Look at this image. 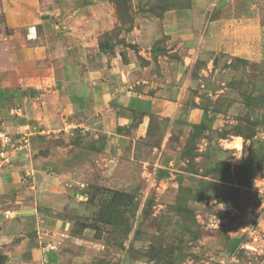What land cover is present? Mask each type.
Masks as SVG:
<instances>
[{
  "label": "rangeland",
  "instance_id": "374dc122",
  "mask_svg": "<svg viewBox=\"0 0 264 264\" xmlns=\"http://www.w3.org/2000/svg\"><path fill=\"white\" fill-rule=\"evenodd\" d=\"M217 2L209 19L226 11L258 24L256 59L199 56L186 102L201 109L199 123H187L184 113L155 121L124 155L87 145L97 154L88 158L92 170L69 207L68 237L52 264H264V0H204ZM39 3L58 29L77 37L78 27L101 48L124 50L138 24L172 9L186 18L191 0ZM255 222L256 239L248 238Z\"/></svg>",
  "mask_w": 264,
  "mask_h": 264
},
{
  "label": "crops",
  "instance_id": "0c3cea01",
  "mask_svg": "<svg viewBox=\"0 0 264 264\" xmlns=\"http://www.w3.org/2000/svg\"><path fill=\"white\" fill-rule=\"evenodd\" d=\"M190 4L186 18L172 9L138 24L133 47L120 50L86 40L78 27L77 37L58 29L39 0H0V131L13 141L29 135L28 151L0 160L1 264L57 258L69 207L82 197L88 158L97 154L87 145L124 155L155 121L184 113L187 123H199L201 109L186 104L199 56L256 59L255 21L226 17L221 5L223 14L209 19L218 2ZM178 48L184 53L176 57Z\"/></svg>",
  "mask_w": 264,
  "mask_h": 264
},
{
  "label": "built area",
  "instance_id": "2783aa9c",
  "mask_svg": "<svg viewBox=\"0 0 264 264\" xmlns=\"http://www.w3.org/2000/svg\"><path fill=\"white\" fill-rule=\"evenodd\" d=\"M29 148V135L22 134L18 139L12 140L9 135L0 131V160L3 163L9 162L13 157H15L19 152L28 151ZM80 187V186H79ZM83 186H81L82 188ZM262 214H264V201L259 207ZM257 222L252 223L248 226V238L256 239L254 226Z\"/></svg>",
  "mask_w": 264,
  "mask_h": 264
}]
</instances>
